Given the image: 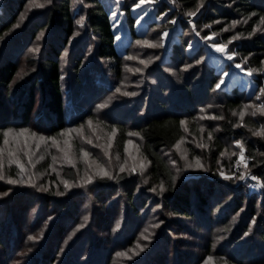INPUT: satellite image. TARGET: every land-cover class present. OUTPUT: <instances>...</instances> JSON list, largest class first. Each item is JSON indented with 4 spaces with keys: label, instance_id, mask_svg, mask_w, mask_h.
Returning a JSON list of instances; mask_svg holds the SVG:
<instances>
[{
    "label": "trees",
    "instance_id": "obj_1",
    "mask_svg": "<svg viewBox=\"0 0 264 264\" xmlns=\"http://www.w3.org/2000/svg\"><path fill=\"white\" fill-rule=\"evenodd\" d=\"M26 2L27 0H2L0 8L1 16L7 15L6 21L0 20V135L9 128L34 127L56 136L63 129L92 118L97 104L105 101L109 94L120 87L125 75L122 73V62L130 45L122 53L117 50L109 7L101 0H82L77 12L72 6V0H52L43 12L32 14L26 19L28 23L12 28L17 14ZM196 2L197 0H176L180 13L171 18L195 10ZM207 2L205 13L194 24L197 27L211 25L219 30L222 29L221 25L227 26L232 21H240L237 31L246 40L239 44L236 51L242 59L247 57L248 68H262L264 31L260 34L256 31L251 36L249 33L254 25L259 28L264 24L259 20L264 15V0ZM121 9L132 42L137 39L133 28L134 19L129 7L122 5ZM249 13L256 15L249 18ZM38 15H42L41 20L37 18ZM82 16L85 18V32L74 41L76 20ZM245 19L247 23H244ZM171 28L172 24H169L164 29ZM41 31H47V35L39 51L23 54L22 49L27 40H36ZM185 47L184 39L178 35L170 56L174 63L180 65L185 62ZM65 50H68L66 73L62 71L59 61ZM90 51L92 54L88 57ZM158 77L157 84L150 85L148 90H143L135 97L137 100L133 105L126 106L127 112L120 111L117 107L105 112L108 125L117 129V152L122 153L130 128L140 133L142 153L149 163L148 181L156 189H160L161 183L164 185L163 193L154 198L158 200L163 213L167 211L170 216L165 220L167 225L176 224L186 233L187 228L181 225L179 219L187 223L194 221L192 224L196 227L195 235L189 233L188 229L187 232L189 236L202 240L204 253L210 252L211 237L220 234L224 237L220 243V253L228 251L231 255L225 254L226 262L249 264L244 261L257 251L258 261L264 264V199L259 200L260 196L255 195L246 196L243 187L234 189L231 185L223 186L220 181H212L214 178L200 180L202 177L184 178L181 174L175 175L164 156V152L172 151L183 136V127L179 123L181 120L186 121L190 134H198L193 123L194 115L205 104L207 95L212 93L218 77L208 67L203 68L200 74L198 69L188 79L183 77L181 82ZM259 79H264V72L253 78L252 83L258 84ZM244 92V87H233L221 94L219 115L223 119L218 122V130L209 145L210 154L214 158L215 154L223 150L222 140L243 138L246 153L252 157L251 173L264 185V155H260L264 153V141L251 136L245 128L233 127L237 121L232 113L241 107L245 99ZM247 123L253 125L250 121ZM61 175L64 179L75 182L72 168H63ZM49 179V188L43 199L56 201L53 206L61 204L59 213L53 218L45 215L47 204L37 209V213L30 218L29 210L33 207L26 209V203L20 206L16 200L11 203L13 192L0 196V264H112L116 253L132 245L137 238L138 224L142 226L147 221L146 213L141 216L138 209L144 199L138 200V196L130 199L132 191L129 189L130 192L125 190V208L127 205L126 210L129 214L131 212L132 220L125 218L117 232H110L109 228L115 223L116 216H112L109 208L103 212V209L94 207L91 223L71 236L78 223L75 213L79 210V205L81 207V202L75 200L73 208L68 207L66 202H71L69 197L57 199L54 192L57 180L54 176ZM135 181L137 183L139 180L120 174L114 182L99 179L96 186L103 192H109L127 187ZM213 183L220 186V189L213 187ZM5 185L0 181V193L6 192ZM107 199L109 196H106ZM101 201L103 199H99L98 203ZM149 202L150 200L145 205ZM243 204L249 212L246 221L230 220ZM23 217L27 221L23 222ZM135 219L137 223H134ZM249 219L255 220L257 227L256 233L248 238L253 229ZM132 223L134 225L130 227ZM199 229L204 230L206 237L199 233ZM171 231L172 228H169L167 234L158 235L145 254L138 253L127 264L200 263L201 258L193 255L194 250L189 253L183 250L185 255L173 241L170 246L174 250L169 256L166 250L170 247L168 234ZM245 232L248 233L247 236L244 235ZM29 236L36 237L39 241L35 244L28 243Z\"/></svg>",
    "mask_w": 264,
    "mask_h": 264
},
{
    "label": "rangeland",
    "instance_id": "obj_2",
    "mask_svg": "<svg viewBox=\"0 0 264 264\" xmlns=\"http://www.w3.org/2000/svg\"><path fill=\"white\" fill-rule=\"evenodd\" d=\"M109 7V17L111 24L115 23L116 21H119V23L116 24V27L112 26L114 36H115V44L117 46V50L122 53L123 49L130 45L128 54L124 57L122 62V73L123 79L120 84V87L122 91H129V92H135V96H124L120 93H116L115 90L112 94H109L108 97L104 100H102L100 103H104L107 105V107L103 109H95V111L92 113V120H93V128L96 129L95 133H93L92 129L88 127V125L85 123L88 119L83 121L77 126L68 127L69 128H77L79 126H83L82 128V134L83 137H86L87 139L92 140V144L87 143V139H82L81 134L78 132H73L70 134L68 139L70 140V143L72 147L68 149L69 155L73 158L75 166L72 164H69L66 160L63 159L64 153L60 152L55 146H52L51 141H46L45 143H42L39 147V149L36 148V144L34 140H30L28 144L27 151L30 153V157L26 156L23 151L24 146V137L19 138V144L14 143L11 138L9 140L8 145L3 144V133L0 135V148L6 149V151L3 154V171L5 177L11 176L12 178L16 179L17 173L19 172V168L17 167L16 163H9V156L7 153V149L13 150L15 153V156L19 159L20 163L24 165L25 167V177L27 178L28 173H34L35 178V184L36 186L33 187L30 184H9L7 182V179L0 180L3 181L6 185L4 186V189H6L7 194L10 192H13L14 196L11 203L14 202V200L17 201L20 206L22 203H26L27 207L30 206L33 207L29 210V217L32 218L34 214L37 213V209L40 207H43L45 204H47V211L45 212V215L49 216V218L55 217L59 211L61 204H56L53 206V204L56 201H53L51 199H43L44 194L46 191L40 190L41 186L44 188H49V178L50 176H54L57 180V185L55 187L56 197L57 199L62 200L63 196L69 197V200L71 202H66V205L68 207L73 208L75 200H79L81 202V207L79 205V210L77 213H75L78 220L77 225L74 226L71 236L74 235L77 232H80L83 228L88 226L91 223L92 218V212L93 208L97 207L99 210L103 209V212H106L105 210L109 208L110 212H112V216H116V219L114 220L115 223L112 224V226L109 228L110 232H117L120 227H122L123 220L125 218L132 220L131 212L129 214V211L126 209L128 208L126 204V191L131 189L132 195H130V199L132 196H138V200H143V203L138 206L140 215L143 216L145 213L147 215V221L141 226L138 224L137 230H139V233L137 235V238L134 240L132 245L124 247L122 251L125 253L124 256H117L115 255V258L112 262V264H127L129 260H132L133 257L137 256L139 254H145L147 249H149L152 242H154L155 238L160 234H167L166 231L169 228H172L173 231L168 234L169 236V246L170 243L173 241V243H177L179 245V248L184 250L186 253H189L193 251L194 256H198L201 258L200 263L203 264V261L208 256H212L213 264H220L221 260L225 262V264H230L225 261V254L229 255L228 251L222 254L220 253V246L221 242H223V236L219 235H213L211 237V248L209 253H204L202 249L203 242L198 237L195 236H189V233L192 235H195L196 227H194V224L190 222H184L182 219H179L180 223L184 228L188 229L189 233L187 232V229L185 230L186 233L183 232V229H180L176 224H170L167 225L165 222L166 218L170 217L167 214V211L163 213L160 205L158 204V200L154 197H157L159 193H161L160 189H156L153 185H151L148 181V169H149V163L147 162V167L141 172L139 170V164L142 159L145 157L142 153V141L140 136H129L126 135V141L131 140L133 143L128 146V152L126 153L123 149L122 153L117 152V148L115 146V136L112 139L111 147L108 146V136L111 133L112 127L108 125L106 122L107 115L105 112L107 110L112 108H119L120 111H123L126 109V106L130 107L129 105L132 104L135 100V97L139 96V94L143 90H148L149 86L152 84H157V77L160 76L164 79H174L177 82H181V79L184 77L185 79H188V77L193 74L194 72H198L199 74L203 70V68L208 67L212 70L213 74H215L219 80V77L223 75V73L227 72L228 75L224 78V83L222 84L221 88L216 90L215 87L211 94L207 95L205 99V104L202 105V107H199L194 115V122L198 134L192 135L189 133V131L185 132L183 130V136L184 139L181 141L179 149L174 147L172 151L164 152V156L166 157L170 167L172 168L175 175L181 174L182 177L188 178V177H202L201 179H207L208 177L210 179H216L212 181H220L223 186H233L234 189H239V187H243V189L246 191V196H260V199H264V189L262 187H256L257 184H261V182L257 180H252L251 176V165L250 160H248V171L249 175L245 177L244 180L236 179L235 176H238L241 172L245 171L244 165L241 164L239 167L236 166V160L238 158L239 149L233 144V139L229 141L222 140L221 145L223 147V150L221 152L224 153V155H221V152L219 154H215V151L213 149L214 158L210 154V148L209 145L212 142V138L209 139V133H211V136L217 132V125L218 122L221 119H210L205 118L201 119V116L208 117V116H220V100H221V94L224 92H227L233 87L239 88L244 87L245 91L243 94V97L245 98L241 104V106L248 104L249 102L252 103H261L264 101H257L255 99V94L259 91L260 85H264V79H259L258 84H253L252 79L257 78L259 74H263V72H254L252 76L246 75L245 71H241L240 69L235 67L236 63H241L244 59L240 57V55L237 53L236 48L246 40V37L242 34H240L237 30L240 24L237 23L235 27L232 26L230 23L227 26L221 25L220 27L222 29L227 28V31H221L215 30L213 26L210 25V27L205 28L204 25L197 27L194 24V21L199 18L200 15L204 14L207 7V0H204V7L200 9V11L197 13L196 16L189 17L188 15H185L181 13V15H177L175 18V23H170V21L173 20L171 16L174 14L180 13L178 9V5L175 2L173 3V0H155V3H149L146 2L143 4L140 8L133 9V3H139V0H119V4H117L116 0H101ZM209 1V0H208ZM38 3H42L43 0H36ZM29 0H27L26 4L23 6L19 14L16 16L15 24L19 25L16 28H19L22 26L23 23L27 22L26 19H28L32 14L43 12L44 8H31L28 7ZM2 0H0V8H1ZM122 5H125L126 7H129V11L134 19V31L137 36V39L132 41L130 40L127 32V25L124 17V13L122 12ZM72 6L74 10L77 12L79 10L80 6V0H72ZM164 12V17L161 19H157L161 15V12ZM115 12L117 15L115 17H112V13ZM42 15H38V19L41 18ZM21 17H24L21 19ZM77 18V20H79ZM0 20L6 21L7 15L4 14L1 16L0 14ZM76 20V21H77ZM137 20L140 22L137 23ZM189 20L192 21V23H189ZM2 21V22H3ZM238 21V20H236ZM28 23V22H27ZM172 24V28L165 30L167 25ZM182 24H184L182 26ZM152 25H155L152 27ZM193 25H195V30H193ZM262 26V27H261ZM257 28V33L260 34L264 31V24H262ZM77 31L75 33L74 41L80 38L83 35V32H85V25L81 27L76 23ZM167 32L168 35L163 38V46L161 47H148L147 45H137V40H148L152 43H159L160 41V34L163 32ZM196 32H199L200 35H196ZM41 35V38L39 40L29 41L27 40V43H25V46L23 47L22 51L23 54H31L29 49L39 47L43 45V39L47 35V31H41L38 32L37 35ZM212 33H216L215 36H212ZM237 33L240 34V38L237 40H233L231 44L228 43L229 37L236 35ZM178 35L181 36V38L184 39L186 47L185 51H183V57L185 62L178 65L177 63H174L171 59V52L172 47L175 45L178 39ZM226 35V38L224 36ZM204 36H210L211 39L205 41L202 39ZM118 37V38H117ZM131 42V43H130ZM214 42L221 43L223 45H227L225 51L231 50L232 52L236 53V56H234L233 60H228L227 56L224 53L216 52L210 45ZM27 44V45H26ZM191 45V47H189ZM68 50H65L64 54L59 58V61L61 63V66L63 68V72L66 73L68 71V67L66 64V58ZM36 53V52H32ZM88 53V52H87ZM92 51L89 52V56H91ZM126 57H133V59H126ZM151 61L147 64V67H145L144 64H141L140 61ZM90 60H87V62ZM197 61H200V63H197ZM187 65H190V67H185ZM64 66V67H63ZM242 67L247 69L248 68V62L242 63ZM136 68L142 69L140 72L134 71ZM251 68V67H250ZM262 68H264V65H262ZM129 69H133V71H129ZM159 78V77H158ZM200 78V76H198ZM197 78V79H198ZM196 79V80H197ZM217 83V82H216ZM174 86V85H173ZM38 99V96H37ZM97 104V105H98ZM133 105V104H132ZM129 109V108H127ZM201 109H204L202 112ZM128 110H125L127 112ZM239 109L236 110L238 113ZM251 109L246 111V115L244 117V124H247L248 127L238 126L237 128H245V130L252 135V130L256 128H262L264 127V116H261L257 114V116L253 117L250 115ZM236 121L238 122L239 117L234 116ZM247 121H250L253 125H250L247 123ZM102 122V123H98ZM201 126H203V131L200 130ZM19 129L23 128H15L13 130L18 131ZM30 132H36L39 135H43L45 137L52 136L48 132H44V129L42 131L33 128H28ZM61 132V131H60ZM59 132V133H60ZM128 132H136L134 129H129ZM127 132V133H128ZM59 133L56 136V139L60 143V147L64 148V140L65 137H62L59 135ZM97 136L100 137V139H97ZM245 136V135H244ZM264 141V138L257 137ZM247 138L248 137H244ZM243 139V138H242ZM241 139V141H242ZM240 140V139H239ZM200 143H204L207 145L206 148L198 147L197 145ZM83 149L84 151L88 152V157H83L80 155V149ZM125 148V145H124ZM46 149V150H45ZM138 149V150H137ZM105 152L108 153V155H105ZM186 153L185 159H181V154ZM232 153H236L237 155H232ZM55 156L57 159L53 161L52 157ZM245 156H248L245 150ZM40 157H43V159H40ZM193 157H197L200 160V163L203 165L202 168H186V163H194ZM175 160L176 164L173 165L170 161ZM99 163L103 165L106 170H109L113 173L114 178L108 179V178H100L99 176L95 177L91 184L85 185L83 187L74 186L70 189L65 190L64 185L61 183V178L64 179L61 175L63 168H72L75 175V182L73 184L75 185L77 179L80 176H83L85 171H92L95 170L96 164ZM121 163H125L126 170L120 171L119 165ZM51 164L52 167L49 168L48 165ZM89 165L92 166L91 169H89ZM136 165L138 170L136 172H129L127 169L131 166ZM179 169L177 171L176 169ZM223 171L226 175H233L232 179H224L220 172ZM120 174H125L128 178H134L139 180L137 183L136 181L132 183L131 185L127 187H120L116 189L115 191H109V192H103L99 187H97V181L99 179H108L111 182H114L116 180V177ZM59 177V178H58ZM66 180V179H65ZM136 183V184H135ZM4 185V184H3ZM217 190L220 189V186H216V183L212 185ZM155 188V191L152 189ZM248 190V192H247ZM64 193L63 195H58L57 193ZM106 196H109V199L106 200ZM111 196V197H110ZM103 201L99 202V199ZM152 198V200H151ZM51 200V201H50ZM67 200V201H69ZM150 200L148 205L147 202ZM229 202V199H228ZM257 203L258 199H257ZM99 204V205H97ZM115 204V205H114ZM13 205V204H12ZM70 205V206H69ZM103 205V208L102 206ZM146 207V208H144ZM230 207V206H229ZM54 209V211L52 210ZM64 210V209H62ZM247 207L245 204L240 207L239 211H237L236 215H229L230 220L235 219L236 222L238 221H246V216H248V213L246 211ZM231 212V211H230ZM229 212V213H230ZM238 216V217H237ZM87 217L85 220L84 218ZM76 218V217H73ZM254 219V218H253ZM249 219L251 226H253V229H251L250 234L248 235V238L250 235H254L256 233V225L255 220ZM27 221L25 217H23V222ZM138 221L135 219L134 223H137ZM132 223V225H134ZM70 224V223H69ZM79 225H83L82 227H78ZM140 226V229H139ZM138 232V231H137ZM199 233L203 234L206 237V233L203 229H199ZM144 237H147L145 239ZM253 239V238H252ZM178 240H181L178 241ZM39 239L37 240H30L32 244L37 243ZM178 241V242H177ZM184 243V244H183ZM165 245V243H164ZM251 245V244H250ZM139 246V247H138ZM178 247V246H177ZM142 249V250H141ZM173 247H169L166 252L169 254V256L172 255ZM183 251V254H185ZM186 255V254H185ZM231 256V255H229ZM259 255L254 253L251 257L249 255V258L246 259L244 262H249V264H260L258 261ZM252 261V262H251Z\"/></svg>",
    "mask_w": 264,
    "mask_h": 264
},
{
    "label": "snow or ice",
    "instance_id": "obj_3",
    "mask_svg": "<svg viewBox=\"0 0 264 264\" xmlns=\"http://www.w3.org/2000/svg\"><path fill=\"white\" fill-rule=\"evenodd\" d=\"M80 2H82V0H80ZM116 2H117V4H119V0H116ZM146 2L155 3V0H139V3H133V9L135 10L136 8H140ZM174 2H175V0H173V3ZM51 3H52V0H43L42 3H38V2H36V0H29L28 7H29V9H31V8H44L46 5L51 4ZM202 7H204V0H197L195 10L188 11L186 13V15H188L189 17L196 16L197 13L200 11V9ZM111 15H112V17H115L117 15V13L113 12ZM248 15H249V18H250L251 16H254L256 14L255 13H249ZM162 17H164V13H161V15L159 17H157V19L159 20ZM23 18L24 17H21V19H23ZM259 20H260L261 23H264V15L260 16ZM84 22H85V18L83 16L80 17V19L76 21V23L78 25H80L81 27L84 26ZM139 22L140 21L137 20V23H139ZM175 22H176L175 18H173V20L170 21V23H173V24ZM247 22H248L247 19H245L244 23H247ZM117 23H119V21H116L115 23H113L112 26L116 27ZM189 23L191 24L192 21L189 20ZM237 23H239V21H232L231 22L233 27H235V25ZM18 26L19 25H17V24H13L12 28H16ZM204 27L208 28V27H210V25H204ZM193 30H195V25H193ZM221 31H227V28L221 29ZM256 31H257V28L254 25L252 27V32L249 33V36H251L252 33H255ZM41 35H42V33L40 35H38L36 37V39L39 40L41 38ZM167 35H168V33L166 31L161 33L160 34L159 43H152V42H150L148 40H137L136 44L137 45H147L148 47H153V48L161 47V46H163V38L166 37ZM196 35L199 36L200 33L196 32ZM215 35H216V33H212V36H215ZM0 38H2V37H0ZM239 38H240V34L237 33L236 35L229 37L228 43L231 44L233 40H237ZM202 39L207 41V40L211 39V37L210 36H204V37H202ZM210 46L216 52L224 53L227 56V59L230 60V61L233 60L234 56H236V53L232 52L231 50H228L227 52L225 51L227 45H223L221 43L214 42ZM189 47H191V45H189ZM29 51L30 52H38L39 51V47L37 46L35 48L29 49ZM126 59H133V57H126ZM246 61H247V57H245L244 60L241 63H236L235 67L240 69L241 71H245L246 75H248V76H252L254 72H264V68H260V69H253V68L245 69V68H243L242 67V63H244ZM150 62L151 61H144V60L140 61V63L144 64L145 67H147V64L150 63ZM197 63H200V61H197ZM261 64L264 65V60L261 61ZM185 67H190V65H187ZM129 71H133V69H129ZM134 71L140 72V71H142V69L136 68ZM227 75H228V73L225 72V73H223V75H221L219 77V80L217 81V83L214 86L216 90L221 88L222 84L224 83V78ZM115 92L116 93H120L121 95H124V96H135L136 95L135 92L122 91L121 87H117L115 89ZM255 99L257 101H264V85H260L259 91L255 94ZM105 107H107V105L104 104V103H101V104L97 105V109H103ZM249 109H251L250 115L253 116V117L257 116V114H259L261 116H264V102H261V103L249 102L248 104H245V105L241 106L239 108L238 113L236 111H233L232 115L233 116H237L238 115V117H239V120H238L237 124H234L233 127H238V126L248 127L247 124H244V117L246 115V111L249 110ZM94 111H95V109H94ZM201 111L203 112L204 109H201ZM200 118L201 119H205V118L223 119V117H221V116H208V117L201 116ZM85 123L88 125L89 128L92 129L93 133H95L96 129L93 128V120L91 118H89L87 121H85ZM98 123H102V122H98ZM179 123L183 127V130L185 132H187L188 128L186 126V121L185 120H181ZM82 128H83V126L81 125V126H79L77 128H69V129L61 130L59 135L62 136V137H65V140H64L65 147L64 148L60 147V143L56 139V137H53V136L45 137L43 135H39L36 132H30L29 129H26V128L19 129L18 131L13 130L11 128H9L7 130H4L3 134H2L3 135V144L4 145H8L10 138H11V140L14 143L19 144V138L20 137H24L23 151H24V154L26 156L30 157V153L27 151L28 144H29L30 140H34L35 141L37 149H39V147H40V145L42 143H45L46 141H51L52 146H55L60 152L64 153L63 159L66 160L69 164H72L73 166H75L73 158L69 155V152H68V149H70L72 147L68 137L70 136L71 133L78 132V133L81 134V138L82 139H87L86 137H83ZM200 130L203 131V126H201ZM116 132H117V129L115 127H112L111 133L108 136V141H109L108 146L109 147H111V142H112V139L114 138ZM127 135H129V136H139L140 133H138V132H128ZM252 135L264 138V127L256 128V129L252 130ZM211 138H212L211 133H209V139H211ZM97 139H100V137L97 136ZM183 139H184V137H181L180 140H178L176 142L174 147L179 149L180 143H181V141ZM87 143L88 144H92L93 142H92L91 139H87ZM132 143L133 142L131 140L125 141L124 150H125L126 153L128 152V146L131 145ZM233 144L239 149L238 158L236 160V166L239 167L241 164H243L244 168H245V171L241 172L238 176H235V178L239 179V180H244L245 177L250 174L249 171H248V163L247 162H248V160L252 159V157L251 156H245V145H244V143L241 140H234ZM197 146L201 147V148H206L207 147V145L204 144V143H200ZM5 151H6V149L0 148V180L7 179V182L9 184H30L33 187H35L36 186V184H35V178H36L35 174L34 173H28L27 174V178H24L25 174H26L25 167H24L23 164L20 163L19 159L15 156V153L11 149H7V153H8V156L10 158L9 159V163L15 162L17 167L19 168V172L16 174L18 178L14 179L11 176L5 177L4 171H3V167H4V165H3V154H4ZM80 155L83 156V157H88L89 153L84 151L81 148L80 149ZM105 155H108V153L105 152ZM221 155L223 156L224 153L221 152ZM232 155H237V154L236 153H232ZM260 155H264V153H261ZM185 156H186V153H182L181 154V159H185ZM40 159H43V157H40ZM52 159H53V161H55L57 158L55 156H53ZM193 161H194V163H186L185 167L186 168H193V167L202 168L203 167V165L200 163L199 158L193 157ZM170 162L173 165L176 164L175 160H172ZM48 167L51 168L52 165L49 164ZM88 167H89V169L92 168L91 165H89ZM146 167H147V162H146V158H144V159L141 160V162L139 164V170L142 172ZM119 169H120V171H125L126 170L125 163H121L119 165ZM127 170L129 172H136L138 170V168H137L136 165H133L130 168H128ZM176 170L179 171L178 168ZM220 175L226 180L227 179H232L233 176H234V174L233 175H226L223 171L220 172ZM97 176H99L100 178H108V179H113L114 178L113 173L111 171L106 170V168L103 165L97 163L95 170L85 171L84 175L80 176L77 179L75 185L72 182H70L69 180H65V179H62V178H61V183L64 185L65 190L70 189V188H72L74 186L83 187L85 185L91 184L93 179L95 177H97ZM172 179L174 180L175 177H172ZM251 179L252 180H257V177L255 175H252ZM262 186H264V185H260V184L256 185V187H262ZM159 188H160L161 193H163V191H164L163 183H161L159 185ZM40 190L47 191V188H44L43 186H41ZM152 190L155 191V188L152 189ZM57 194L58 195H63L64 193L61 192V193H57ZM4 195H7V193L6 192L0 193V196H4ZM84 219L86 220L87 217H85ZM82 226L83 225H79L78 227H82ZM244 235L247 236L248 233L245 232ZM144 238L147 239V237H144ZM28 239L29 240H34V239H36V237L29 236ZM116 255L117 256H124L125 253L118 252V253H116ZM203 264H213L212 256H208L207 258H205L204 261H203ZM220 264H225V262L221 260Z\"/></svg>",
    "mask_w": 264,
    "mask_h": 264
}]
</instances>
